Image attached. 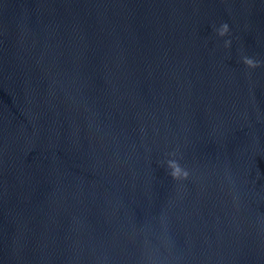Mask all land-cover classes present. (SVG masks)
<instances>
[{
    "label": "water",
    "instance_id": "1",
    "mask_svg": "<svg viewBox=\"0 0 264 264\" xmlns=\"http://www.w3.org/2000/svg\"><path fill=\"white\" fill-rule=\"evenodd\" d=\"M0 264H264V0H0Z\"/></svg>",
    "mask_w": 264,
    "mask_h": 264
},
{
    "label": "clouds",
    "instance_id": "2",
    "mask_svg": "<svg viewBox=\"0 0 264 264\" xmlns=\"http://www.w3.org/2000/svg\"><path fill=\"white\" fill-rule=\"evenodd\" d=\"M215 31H216V34L218 37L224 38V37L228 36L230 33L229 25L227 23H223ZM224 47L230 48L231 47V40H225ZM242 63L248 69H256V68L261 67V63L259 61L254 60L253 58H250L248 56L242 57ZM175 155H176L175 153H172L171 156L173 158L169 159L167 161V168L169 169V175L175 181L186 180L188 178L189 173L187 170H185L184 168L181 167L178 160H176L174 158Z\"/></svg>",
    "mask_w": 264,
    "mask_h": 264
}]
</instances>
